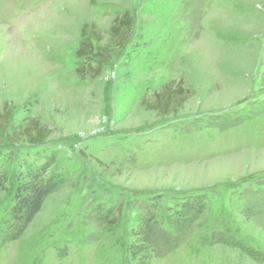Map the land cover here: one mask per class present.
<instances>
[{"label": "rangeland", "instance_id": "374dc122", "mask_svg": "<svg viewBox=\"0 0 264 264\" xmlns=\"http://www.w3.org/2000/svg\"><path fill=\"white\" fill-rule=\"evenodd\" d=\"M125 11L129 41L107 48ZM87 27L109 57L96 78L76 73ZM179 81L177 116L141 108ZM34 119L47 142L1 132L0 169L16 186L53 156L61 184L15 240L14 190H0V264H264L239 248L264 257V0H0V128ZM146 209L175 241L134 260Z\"/></svg>", "mask_w": 264, "mask_h": 264}, {"label": "trees", "instance_id": "16d2710c", "mask_svg": "<svg viewBox=\"0 0 264 264\" xmlns=\"http://www.w3.org/2000/svg\"><path fill=\"white\" fill-rule=\"evenodd\" d=\"M135 20L129 11L117 15L108 31L107 48L113 50L123 49L132 34ZM92 28V27H91ZM90 27L82 30V41L79 43L75 56L85 61V66L78 68L76 73L81 77H99L104 64L109 61L106 51H97L95 44H100L98 35ZM97 61L93 63V59ZM190 92L184 87L181 81L167 82L159 89L152 91L142 97L141 108L155 114L160 118L177 116L190 99ZM8 135L10 144L26 143L29 145H40L49 139L51 130L42 125L39 120L34 119L18 126L2 125L0 133ZM54 163V157L48 158L46 163L40 166L28 167L26 173L20 174L19 183L15 186L10 184L8 174L0 169V190H14V204L12 207V234L11 239L19 238L34 218L40 212L45 200L61 184L58 176L49 173ZM182 207L183 211L197 215L201 213L202 205L200 200L194 198L187 200ZM245 211L248 217L255 207ZM132 241L129 244L128 252L134 260H145L148 254H155L162 257L170 250V245L175 239L161 228L155 219L152 209H146L136 220V226L130 232ZM239 246V245H238ZM245 254L255 262L264 263V257L256 251L239 247Z\"/></svg>", "mask_w": 264, "mask_h": 264}]
</instances>
